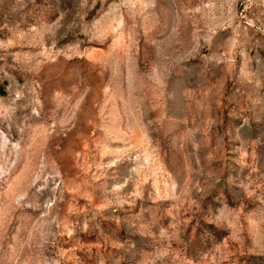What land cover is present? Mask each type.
<instances>
[{"label": "rangeland", "instance_id": "obj_1", "mask_svg": "<svg viewBox=\"0 0 264 264\" xmlns=\"http://www.w3.org/2000/svg\"><path fill=\"white\" fill-rule=\"evenodd\" d=\"M0 264H264V0H0Z\"/></svg>", "mask_w": 264, "mask_h": 264}]
</instances>
